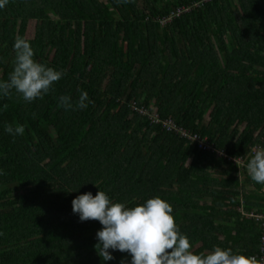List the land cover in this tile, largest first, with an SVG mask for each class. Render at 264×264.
<instances>
[{"label":"trees","instance_id":"16d2710c","mask_svg":"<svg viewBox=\"0 0 264 264\" xmlns=\"http://www.w3.org/2000/svg\"><path fill=\"white\" fill-rule=\"evenodd\" d=\"M194 1L8 0L0 9V81L18 36L64 73L43 99L0 97V264H131L112 250L102 261V225L73 213L75 198L98 191L127 207L163 199L195 254L219 246L261 261L264 185L245 166L264 148V0H215L160 23ZM81 91L94 104L57 107ZM6 124L25 132L13 137Z\"/></svg>","mask_w":264,"mask_h":264},{"label":"clouds","instance_id":"9594fccd","mask_svg":"<svg viewBox=\"0 0 264 264\" xmlns=\"http://www.w3.org/2000/svg\"><path fill=\"white\" fill-rule=\"evenodd\" d=\"M7 3L8 0H0V9ZM13 51V69L7 80L0 81V97L10 99L15 93L25 103L43 99L54 90V83L61 80L64 73L37 62L29 42L22 37L15 39ZM89 104L94 102L87 92L81 91L75 102L70 96L61 95L57 107L65 111L83 110ZM7 108L8 105L4 104L3 110ZM5 132L13 137L22 136L25 127L6 124ZM245 167L252 181L264 185V148H256ZM72 210L79 214L81 222L93 220L102 225L96 234L98 243L94 245L102 261L114 259L112 250L129 253L131 264H261L255 256L235 254L231 248L219 246L209 253L195 254L189 238L178 230L172 207L159 197L127 207L123 203L111 202L103 191H98L95 197L89 192L72 201Z\"/></svg>","mask_w":264,"mask_h":264},{"label":"built area","instance_id":"2783aa9c","mask_svg":"<svg viewBox=\"0 0 264 264\" xmlns=\"http://www.w3.org/2000/svg\"><path fill=\"white\" fill-rule=\"evenodd\" d=\"M213 1H215V0H197V1H194L193 3H191L189 5L180 6L177 8L176 11H172L169 16H165L162 19L160 18V23L162 25H167L170 22H172L175 18H178V17L182 16L183 14L189 13L192 9L202 7L203 5H205L207 3H211ZM132 108H133V110H135L136 112H138L142 115L149 116L152 121H156V122L160 121L159 115L157 113V109H155V108L149 109L146 107H139L136 103H134L132 105ZM164 125L167 126L169 129H176L177 131H179L181 133V135L184 138H187L191 142H197V143L199 142V147L201 149H207L208 150L211 148V145L208 142H206L205 140L200 139L198 135H192L182 128L178 129L171 120L165 121ZM219 154H220V152H219ZM258 217L261 218L262 216H258ZM262 242H263V248H262L263 257L260 260H261V264H264V236L262 238Z\"/></svg>","mask_w":264,"mask_h":264},{"label":"rangeland","instance_id":"374dc122","mask_svg":"<svg viewBox=\"0 0 264 264\" xmlns=\"http://www.w3.org/2000/svg\"><path fill=\"white\" fill-rule=\"evenodd\" d=\"M35 21H31L29 23V27H28V30H27V37L28 38H33L34 37V34H35Z\"/></svg>","mask_w":264,"mask_h":264}]
</instances>
